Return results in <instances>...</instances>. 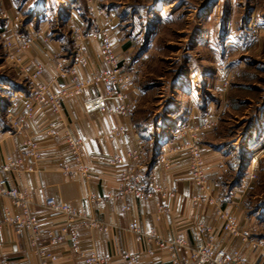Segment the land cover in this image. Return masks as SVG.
<instances>
[{"label": "rangeland", "instance_id": "1", "mask_svg": "<svg viewBox=\"0 0 264 264\" xmlns=\"http://www.w3.org/2000/svg\"><path fill=\"white\" fill-rule=\"evenodd\" d=\"M76 10L84 18L81 30L73 23ZM88 14L84 0H0L1 126L8 124L13 132L8 114L14 115V98L31 87L7 60L1 34L15 40L45 38L34 40L21 57L45 68L40 55L57 50L48 56L56 71L57 62L70 66L83 45L76 29L84 41L98 31L96 26L91 31ZM109 14L119 30L105 32L115 52L120 55L123 40L129 47L125 59L120 55L121 65L133 73L139 93L133 111L147 131L140 132L147 140L144 150L150 154L193 117L195 126L197 116L209 112L214 128L208 134L225 153L228 190L244 192L241 208L253 225L248 236L264 240V0H115L106 6ZM30 53L39 57L30 61ZM221 107L224 114L218 116Z\"/></svg>", "mask_w": 264, "mask_h": 264}, {"label": "crops", "instance_id": "2", "mask_svg": "<svg viewBox=\"0 0 264 264\" xmlns=\"http://www.w3.org/2000/svg\"><path fill=\"white\" fill-rule=\"evenodd\" d=\"M84 1L89 13L87 16L92 21L90 23L92 29L96 26V30L99 31L119 32L115 17L106 15V6L115 0H104L103 3H93V0L92 3ZM7 5L10 6L11 3L8 2ZM99 10H103V13H99ZM76 13L78 14L73 19V23L75 28L79 27L81 30L84 18L79 11ZM88 45L85 50L89 63L80 70V76L83 78L96 73L101 65L99 43L92 40ZM128 49L127 41L123 40L118 51L123 59ZM56 51H47L46 55L38 57L47 61L42 80L49 84L51 89L57 91L63 87L64 81L56 76L54 61L48 60V56L52 57ZM38 57L32 56L33 59L31 58L30 61ZM134 95L139 97L136 90L130 93V96ZM19 104L20 102L17 106ZM134 111L127 117L115 116L107 112L86 113L79 98H67L59 114L54 115L41 107L37 108L32 120L16 133L7 129L8 124L0 125V165L7 158L22 162V165L15 167V171L6 175L8 186L24 190L29 194L32 200L31 210L44 234L47 231L58 233L67 224L62 216L43 208L46 199L54 198L116 228L104 233L86 228L79 229L81 250L86 254L95 252L105 260L101 264H124L122 254L125 252L136 254L139 264H171L166 250H156L145 240L136 242L133 235L126 231L128 223L132 220H136L143 231L147 232L155 228L163 238L167 240L182 238L189 245L194 241L197 224H204L213 229L217 247L228 251L239 249L240 256L248 264H264V257L258 258L256 254H252L249 244L242 243L240 239L229 242L228 237L220 231L221 221L216 215V210L204 199H199V193L191 183L187 151L164 153L166 148H176L188 142L187 129L193 126L195 117L191 124L173 133L171 140L158 145L159 148L155 151L151 149L150 152L154 151L156 154L152 159L151 153L144 150L143 143L147 140H144L140 133L144 134V131H147L135 122ZM113 126L125 127L126 134L121 138L111 139L109 130ZM49 128H53L56 135L50 136ZM65 129L84 141L83 155L79 160L69 152L62 138ZM26 138H32L37 143L41 160L35 161L23 156L21 142ZM152 139L154 136L148 141ZM198 146L204 161V172L212 188L211 195L226 197L227 203L222 205V208L233 212L239 229L250 231L253 226L252 221L244 216L241 208V197L244 192L242 195L237 194L236 188L228 190L226 185L228 164L226 158L222 157L225 155L223 148L215 144L211 140V134L208 133L199 137ZM136 147H142L144 150L146 160L143 163L142 174L145 186L149 185L153 188V190L148 188L152 192V197L145 201L128 198L126 203L130 210L127 212L121 211L123 202L119 200L91 203L88 196H110L118 188V169L107 164L108 157L124 154ZM162 158L163 162L160 161ZM251 164L254 170L258 164V153L252 157ZM27 166H31V172L25 170ZM84 170L86 175L83 174ZM197 198L200 201L195 204L194 200ZM5 209L11 214L15 213L8 199H0V219ZM45 243L44 238L43 245ZM148 249H152V254L146 253ZM51 251L56 257L52 264H83L82 260L71 251L67 242L52 247ZM6 262L38 264L27 235L24 232L16 233L9 226L0 230V264Z\"/></svg>", "mask_w": 264, "mask_h": 264}, {"label": "built area", "instance_id": "3", "mask_svg": "<svg viewBox=\"0 0 264 264\" xmlns=\"http://www.w3.org/2000/svg\"><path fill=\"white\" fill-rule=\"evenodd\" d=\"M92 3V0H86ZM103 3L104 0H93V3ZM103 13V10H99ZM76 40L82 39L81 44L70 66L56 63V76L64 81V85L59 90L51 89L50 85L42 80L44 67L40 63L27 64L22 59V53L27 50L34 40L42 39L36 37L33 41L23 40L20 37L15 40L7 36L6 32L1 34L3 44L7 50V60H9L21 78H27L31 87L28 94L20 93L15 96L14 115L9 113L10 126L14 133L20 131L33 118L35 110L39 107L56 115L61 112L63 102L67 98H79L81 106L86 113L107 112L115 116H130L138 104L136 95L130 96L134 91L133 73L127 71L121 65V57L115 52L111 39L104 31H96L90 35L91 39L81 36L78 29L75 30ZM82 37V38H80ZM96 40L99 43L100 67L98 71L87 78L80 76V70L88 65V54L84 44ZM20 102L19 106H17ZM111 104V106L109 105ZM224 114V108H220L218 116ZM198 123L188 130V142L176 148H166L164 153H175L185 150L189 156V174L192 185L199 193V199H204L209 205L214 207L216 215L221 221L220 231L228 237V241L240 239L242 243L249 244L252 254L264 257V240H253L249 238L248 231L240 230L237 219L229 209L222 208L227 203L226 197L212 196V188L205 175V166L200 148L198 146L201 134L210 132L214 128V121L209 112L198 115ZM126 128L113 126L109 130L111 139H118L126 134ZM50 136L56 135L53 128H49ZM68 146L69 152L76 156V160L83 155L84 141L74 136L68 129H65L62 136ZM23 156L35 161L41 160V154L37 143L32 138H26L21 142ZM144 150L136 147L124 154L112 155L107 159V164L118 169V188L110 196H88V200L93 202H105L107 200L122 201L121 211L127 212L130 207L127 205L128 198L145 201L152 197V187L145 186L142 168L144 161ZM163 162V158L160 159ZM22 165L21 161H12L7 158L0 165V199H8L12 209L15 211H4L0 219V230L5 226L11 227L16 233L24 232L29 240L30 247L37 258L38 264H52L56 257L51 251L52 247L67 242L69 248L75 253L83 264H101L105 260L91 251L86 254L80 248L79 229L86 228L97 232H107L115 228L106 222L89 216L82 210L76 209L64 202H58L54 198H48L43 204V208L53 214L62 216L67 222L66 227L60 232L54 233L42 231L38 220L31 210L32 200L24 190H19L8 186L6 175L15 171V167ZM27 172H31V166L25 167ZM86 172L84 170L83 174ZM198 198L194 200L196 204ZM116 229V228H115ZM126 231L133 235L136 242L145 240L154 246L156 250H166L169 253L171 264H248L241 256L239 249L228 251L225 248L217 247L213 229L204 224H197L195 228V238L191 245L182 238L167 240L159 235L155 228L143 231L136 220L128 223ZM44 238L46 243L43 245ZM152 249L146 251L152 254ZM256 256V257H257ZM184 257V260H183ZM124 264H139L136 254L125 252L122 254ZM5 264H13L6 262Z\"/></svg>", "mask_w": 264, "mask_h": 264}]
</instances>
